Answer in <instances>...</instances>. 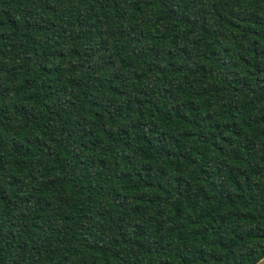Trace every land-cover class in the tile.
<instances>
[{"label": "trees", "instance_id": "trees-1", "mask_svg": "<svg viewBox=\"0 0 264 264\" xmlns=\"http://www.w3.org/2000/svg\"><path fill=\"white\" fill-rule=\"evenodd\" d=\"M264 0H0V264H257Z\"/></svg>", "mask_w": 264, "mask_h": 264}, {"label": "water", "instance_id": "water-1", "mask_svg": "<svg viewBox=\"0 0 264 264\" xmlns=\"http://www.w3.org/2000/svg\"><path fill=\"white\" fill-rule=\"evenodd\" d=\"M257 264H264V257Z\"/></svg>", "mask_w": 264, "mask_h": 264}]
</instances>
